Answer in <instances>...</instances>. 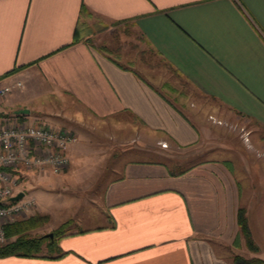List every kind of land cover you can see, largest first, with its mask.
<instances>
[{"label":"crops","instance_id":"crops-1","mask_svg":"<svg viewBox=\"0 0 264 264\" xmlns=\"http://www.w3.org/2000/svg\"><path fill=\"white\" fill-rule=\"evenodd\" d=\"M93 17L133 26L179 82L264 134V0H0V86L24 84L0 101V118L28 109L36 123L71 122L74 164L95 136L100 149L150 155L119 162L85 227L0 264H234L240 208L261 233L259 253L238 255L264 261L261 168L252 175L207 146L209 117L224 113L181 103L168 79L73 44Z\"/></svg>","mask_w":264,"mask_h":264},{"label":"rangeland","instance_id":"rangeland-1","mask_svg":"<svg viewBox=\"0 0 264 264\" xmlns=\"http://www.w3.org/2000/svg\"><path fill=\"white\" fill-rule=\"evenodd\" d=\"M82 24H85L82 28L86 33L83 40L96 48L98 52L136 68L144 76L149 77L155 74L158 80L161 77L168 79L170 84L178 90L179 102L188 104L194 101L205 112L209 109L213 111L216 108L220 109V112L224 113L223 117H209L214 128L212 127V135L206 143L208 147H222L223 149L219 148L212 154L211 158L232 159L240 167H251L252 175H257L255 168L260 167L261 189H263L262 193L264 194V134L261 131L256 130L254 126L243 119L237 120L230 117V119H226L228 114L225 113L224 109L214 104L212 100L200 96L186 84L179 82L171 69L169 70L167 65L150 49L143 37L130 24L107 23L95 17L89 21H83ZM35 115L31 113L25 117V120L34 122L37 118L31 116ZM62 122L65 124L64 126L68 124L69 126L66 127L73 130L70 126L71 122L66 121V119H63ZM87 143L91 149L88 155H84L79 164H74L71 160L70 167L64 173L57 175L30 173L22 182L21 189L35 199L36 207L28 215L18 217L15 222L25 221L35 216L44 217L41 221L42 225L29 232L31 237H44L54 234L62 224L68 221H71L72 224L70 229H65V233L85 227L82 220L84 212H97L94 210L99 201L96 194L100 189L107 186L110 176H112L110 172L119 168L117 167L120 165L119 162L129 159L145 160L147 157L150 158V155L143 152L100 149L96 136L87 140ZM209 157V155L204 154L201 158L193 159V162ZM85 159L88 161L86 160L84 163ZM259 232L261 233V230L257 224L252 226L251 234L254 242L253 236H258ZM45 239L44 245L46 246L50 243V238ZM259 240L261 241L260 238ZM242 241L237 245L234 243V257L239 256L238 253H246V249H248L246 240L243 239ZM242 243L244 244L243 250H237ZM255 244L257 245L256 242ZM44 253H47L46 249ZM253 253H259V251H251V254Z\"/></svg>","mask_w":264,"mask_h":264},{"label":"built area","instance_id":"built-area-1","mask_svg":"<svg viewBox=\"0 0 264 264\" xmlns=\"http://www.w3.org/2000/svg\"><path fill=\"white\" fill-rule=\"evenodd\" d=\"M23 86L21 81L0 86V101ZM78 140L77 133L68 127L29 122L16 115L0 118V247L9 243L7 226L36 207L35 199L21 189L22 182L30 173H64L71 165L70 150ZM20 193L23 198L13 201Z\"/></svg>","mask_w":264,"mask_h":264},{"label":"trees","instance_id":"trees-1","mask_svg":"<svg viewBox=\"0 0 264 264\" xmlns=\"http://www.w3.org/2000/svg\"><path fill=\"white\" fill-rule=\"evenodd\" d=\"M82 12H87L85 7L82 8ZM85 24L79 23L77 29L75 30V37L73 44H76L84 39L86 33L84 32ZM12 74L9 73V75ZM24 117V115H20ZM44 217L35 216L25 221L15 222L9 226H7V237L11 239V241L0 247V257H8V256H22V257H33L37 254L41 253L43 245L45 244V237H31L29 232L37 229L42 225ZM238 225H239V234L235 241V245L239 244L242 239L246 240L247 247L253 251L258 252L259 247L255 244L250 226L249 220L244 208H240L238 212ZM66 225L60 227L56 233H54V237L61 236L65 233ZM55 241V239L50 238V246ZM234 264H264V261L261 259H246L242 256H235L233 258Z\"/></svg>","mask_w":264,"mask_h":264},{"label":"water","instance_id":"water-1","mask_svg":"<svg viewBox=\"0 0 264 264\" xmlns=\"http://www.w3.org/2000/svg\"><path fill=\"white\" fill-rule=\"evenodd\" d=\"M30 113V111L28 109H23V110H19L16 112V115H28ZM24 196L23 193H20L18 196H16L15 198H13V201H19L20 199H22ZM45 238H51L54 239V234H49V235H45Z\"/></svg>","mask_w":264,"mask_h":264}]
</instances>
